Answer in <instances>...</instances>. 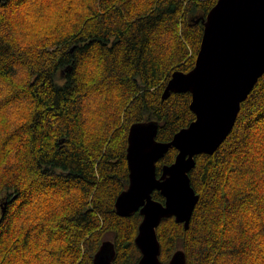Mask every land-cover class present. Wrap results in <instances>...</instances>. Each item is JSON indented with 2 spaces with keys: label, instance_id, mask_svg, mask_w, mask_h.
I'll return each mask as SVG.
<instances>
[{
  "label": "trees",
  "instance_id": "trees-1",
  "mask_svg": "<svg viewBox=\"0 0 264 264\" xmlns=\"http://www.w3.org/2000/svg\"><path fill=\"white\" fill-rule=\"evenodd\" d=\"M217 1L40 0L60 11L38 48L0 37V264H94L104 241L114 264L138 263L143 215L116 209L130 182L129 130L156 120L157 139L170 141L196 118L190 91L162 95L174 71L195 66ZM177 154L159 160L158 176ZM190 178L199 201L188 229L162 219L161 260L182 251L187 264H264V74Z\"/></svg>",
  "mask_w": 264,
  "mask_h": 264
},
{
  "label": "water",
  "instance_id": "water-1",
  "mask_svg": "<svg viewBox=\"0 0 264 264\" xmlns=\"http://www.w3.org/2000/svg\"><path fill=\"white\" fill-rule=\"evenodd\" d=\"M202 21L204 33L195 66L188 72L174 71L162 95L166 99L172 92L190 91L196 118L170 141L157 139L156 120L135 122L129 130L130 182L118 195L116 209L122 216L137 211L143 215L136 236L142 252L137 264H187L182 251L169 261L161 260L157 228L162 219L172 216L189 228L199 201L190 178L196 156L213 154L225 141L242 103L264 74V0H218ZM172 147L178 148L176 159L165 164L158 176L157 163ZM156 189L164 202L154 199ZM115 256L114 243L104 241L94 264H114Z\"/></svg>",
  "mask_w": 264,
  "mask_h": 264
},
{
  "label": "clouds",
  "instance_id": "clouds-1",
  "mask_svg": "<svg viewBox=\"0 0 264 264\" xmlns=\"http://www.w3.org/2000/svg\"><path fill=\"white\" fill-rule=\"evenodd\" d=\"M9 10L0 9L8 23L0 28V37L16 51L27 52L38 48L48 31L56 27L60 6L40 0H20Z\"/></svg>",
  "mask_w": 264,
  "mask_h": 264
},
{
  "label": "snow or ice",
  "instance_id": "snow-or-ice-1",
  "mask_svg": "<svg viewBox=\"0 0 264 264\" xmlns=\"http://www.w3.org/2000/svg\"><path fill=\"white\" fill-rule=\"evenodd\" d=\"M189 133L195 134V130L194 129H190Z\"/></svg>",
  "mask_w": 264,
  "mask_h": 264
},
{
  "label": "bare ground",
  "instance_id": "bare-ground-1",
  "mask_svg": "<svg viewBox=\"0 0 264 264\" xmlns=\"http://www.w3.org/2000/svg\"><path fill=\"white\" fill-rule=\"evenodd\" d=\"M7 2H8V1H7ZM137 38H138V37H137ZM137 43H138V42H137ZM84 51H86V50L83 49V52H84ZM81 52H82V51H81ZM86 53H87V51H86ZM87 54H88V53H87ZM84 55H86V54H84ZM44 66H45V65H44ZM45 67H46V66H45ZM46 73H47V72H46ZM158 163H159V161H158ZM162 168H163V167H162Z\"/></svg>",
  "mask_w": 264,
  "mask_h": 264
}]
</instances>
